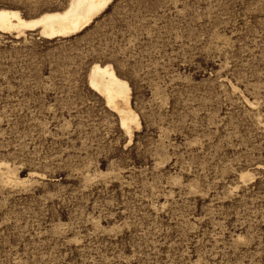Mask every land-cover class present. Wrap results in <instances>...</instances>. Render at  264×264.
<instances>
[{
    "label": "rangeland",
    "instance_id": "374dc122",
    "mask_svg": "<svg viewBox=\"0 0 264 264\" xmlns=\"http://www.w3.org/2000/svg\"><path fill=\"white\" fill-rule=\"evenodd\" d=\"M25 33L0 31V264H264V0H111ZM94 62L131 86L130 140Z\"/></svg>",
    "mask_w": 264,
    "mask_h": 264
},
{
    "label": "bare ground",
    "instance_id": "6f19581e",
    "mask_svg": "<svg viewBox=\"0 0 264 264\" xmlns=\"http://www.w3.org/2000/svg\"><path fill=\"white\" fill-rule=\"evenodd\" d=\"M110 2L68 0L61 9L45 10L29 18L21 15L18 9L0 7V31L14 33L16 37L25 35L27 30H37L41 36L49 39L67 37L88 26ZM88 73L89 83L104 96L107 105L118 113L120 126L130 140L133 130L140 126V119L131 105L129 82L116 73L110 62H94ZM8 163L0 162V173L6 183L13 185L19 178L10 172Z\"/></svg>",
    "mask_w": 264,
    "mask_h": 264
}]
</instances>
